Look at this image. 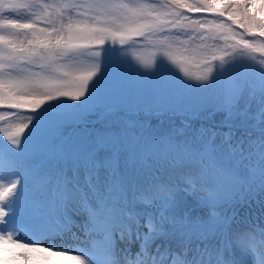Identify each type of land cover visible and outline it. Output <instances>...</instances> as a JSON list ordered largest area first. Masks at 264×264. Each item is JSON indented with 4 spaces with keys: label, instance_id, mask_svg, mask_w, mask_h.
Returning a JSON list of instances; mask_svg holds the SVG:
<instances>
[{
    "label": "snow or ice",
    "instance_id": "obj_1",
    "mask_svg": "<svg viewBox=\"0 0 264 264\" xmlns=\"http://www.w3.org/2000/svg\"><path fill=\"white\" fill-rule=\"evenodd\" d=\"M137 40L199 56L211 85H186L206 95L160 105L121 91L100 61ZM122 64L141 82L161 72ZM165 112L182 126L161 135L150 119ZM216 112L218 126L193 128ZM253 203L264 208V0H0V264H264V222L241 215ZM17 215L33 218L31 239Z\"/></svg>",
    "mask_w": 264,
    "mask_h": 264
},
{
    "label": "trees",
    "instance_id": "obj_2",
    "mask_svg": "<svg viewBox=\"0 0 264 264\" xmlns=\"http://www.w3.org/2000/svg\"><path fill=\"white\" fill-rule=\"evenodd\" d=\"M106 47H110L106 45ZM116 49H119V54L109 53L106 57H102L101 63V72L104 70L105 61L110 60L113 65V74L117 77L119 89L123 92L136 94L141 96V101L146 104H179L183 102L184 104H195L199 102L206 94L201 93L196 89H190L186 84L195 85L197 88H208L211 85V79L207 83H202L197 80V77H200L207 73V67L203 63V60L199 56H188L177 52L175 49L172 50L170 56L164 55V50L156 46L154 43H150L147 40H137L135 44L129 42L125 46H118ZM159 52L165 58H178L183 61L186 65V69L183 72V75L176 81L164 83L162 80H150L148 82H141L137 79L136 75L128 70L125 65L122 64V59H127L131 62L132 66L139 70L141 68V61L145 58L150 52ZM217 55H224V51L221 48H217ZM257 59H259V54ZM238 55H236V59ZM225 59L229 62H232V57L226 56ZM241 58L239 57L238 61ZM140 63V64H139ZM220 61H214L213 67L214 70L211 73L212 77H215L217 71H219ZM100 74L98 73V76ZM117 80H113L109 87H116ZM94 82V81H93ZM183 83V84H182ZM182 84V85H181ZM71 102V101H69ZM212 111L209 109L202 113V117H208L209 112ZM164 114L171 115L170 113L165 112ZM139 118L137 119L141 122L148 121L149 118L145 116L143 111L139 113ZM224 118V113L216 112L211 119L202 118L192 122L193 128H199L203 125L206 128L216 127L219 125L220 120ZM183 118L180 116L172 117L170 119H165L162 116L152 117L150 119L151 130H155L158 134H167L174 131L176 128L182 126L181 120ZM235 135L237 137L244 135L243 129L235 130ZM183 195V194H181ZM194 204V201L189 198L188 206L191 207ZM186 210V209H185ZM231 211V210H229ZM247 212L252 218H260L264 222V208L253 203L251 207H245L241 209V215Z\"/></svg>",
    "mask_w": 264,
    "mask_h": 264
},
{
    "label": "rangeland",
    "instance_id": "obj_3",
    "mask_svg": "<svg viewBox=\"0 0 264 264\" xmlns=\"http://www.w3.org/2000/svg\"><path fill=\"white\" fill-rule=\"evenodd\" d=\"M238 59H239V56L236 59V61H238ZM161 61H163L162 64H161ZM154 63L160 65L161 72L153 80H155V81L162 80L164 83L176 81L177 79H179L183 75V72L186 69L185 63L182 62L181 60L176 59V58H165L162 54H160V53L156 54L154 52V53L149 54L146 57L144 65L139 72L148 73V74L155 73L156 69L152 67V65ZM137 79H139V78L137 77ZM94 92H95V90H94ZM71 103H74V102L71 101ZM2 143L7 144V141H2ZM13 222L16 224H25V228L22 229V231L24 232V239L28 240V239L32 238L31 231L29 230L32 223H33L32 217L27 216V215H24V216L17 215L15 217H13ZM65 239H66V241L68 240L67 244L71 245V243H73V241L71 239H69L67 236H65L63 238V240H65ZM63 240H61L60 238H56L54 241L49 240V239H43L42 243L45 245L54 243L57 246H59L62 244L61 242H63ZM87 247H88V243L85 242L84 243V249H86ZM73 254H77V253L74 252ZM60 264H76V262L61 260Z\"/></svg>",
    "mask_w": 264,
    "mask_h": 264
},
{
    "label": "bare ground",
    "instance_id": "obj_4",
    "mask_svg": "<svg viewBox=\"0 0 264 264\" xmlns=\"http://www.w3.org/2000/svg\"><path fill=\"white\" fill-rule=\"evenodd\" d=\"M29 234V233H28Z\"/></svg>",
    "mask_w": 264,
    "mask_h": 264
}]
</instances>
